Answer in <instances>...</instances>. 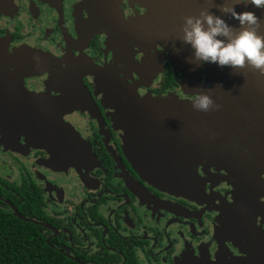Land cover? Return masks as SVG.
<instances>
[{
	"label": "flooded vegetation",
	"instance_id": "flooded-vegetation-1",
	"mask_svg": "<svg viewBox=\"0 0 264 264\" xmlns=\"http://www.w3.org/2000/svg\"><path fill=\"white\" fill-rule=\"evenodd\" d=\"M151 5L0 0V209L13 212L10 202L47 224H37L46 242L83 264H264L255 104L209 145L186 126L129 127L118 106L133 103L107 94L111 69L140 96L178 104L197 94L159 36L173 11L160 6L153 30L141 26ZM154 165L170 167L169 187L146 174Z\"/></svg>",
	"mask_w": 264,
	"mask_h": 264
},
{
	"label": "water",
	"instance_id": "water-1",
	"mask_svg": "<svg viewBox=\"0 0 264 264\" xmlns=\"http://www.w3.org/2000/svg\"><path fill=\"white\" fill-rule=\"evenodd\" d=\"M162 1L150 0L152 5L148 14L149 17L146 18L147 22H141V26L149 27L150 31L153 30V16L157 14V9L160 6L167 7V14L170 13V10L173 11L172 13L176 15L175 17L169 20H162L164 30H168L169 36L163 35L164 32L160 33L159 36L163 40L168 41L172 48L170 49L172 54L178 57L183 66L186 67L181 83L185 88L194 90L191 92H207L219 107L202 112L194 109L191 101L176 104V100L164 98L165 96H140L130 83L119 78L115 75L117 71L111 69V74L106 76L105 79L108 86L107 94L112 100L119 103H133L131 109H128V113H125L121 105L118 106V110L122 111L121 116L125 118L127 125L135 128L137 126L154 127L158 125L169 127L174 125L186 126L187 131H191L193 136L200 133L204 134L206 138L204 142L211 145V143L215 144L220 141V138L217 137V132L221 127L227 125V120L237 116L241 117L245 111L253 110L252 104H255V110L264 119V76L247 65L243 68L232 69L226 66L218 67L215 63H206L205 72L208 78L203 81L201 78L202 65L196 66L191 63V66L188 65L192 50L187 49L189 46L178 39L183 17L188 14L187 6L199 9L206 7L210 11L218 13L217 5L222 3V0H167L165 4H161ZM243 11L255 13L264 22V7L258 8L251 3L238 4L236 12L240 13ZM225 19L232 25L237 24V21L231 17H225ZM144 34L145 36L148 35L145 39L149 44L153 39L157 38L152 32H145ZM146 69L148 70L147 67ZM186 82L190 85H187ZM241 108L244 110L242 113L239 112ZM127 119L132 120V122H128ZM146 134H148L147 131ZM169 168L168 165H165V167L160 165L147 166L145 172L147 175L148 173L151 175V173L156 172V184L167 188L172 181ZM9 204L14 214L19 218L47 226L41 221L21 214L12 203L9 202ZM50 245L55 247L53 244ZM68 256L76 262L82 263L78 258L70 254Z\"/></svg>",
	"mask_w": 264,
	"mask_h": 264
},
{
	"label": "clouds",
	"instance_id": "clouds-1",
	"mask_svg": "<svg viewBox=\"0 0 264 264\" xmlns=\"http://www.w3.org/2000/svg\"><path fill=\"white\" fill-rule=\"evenodd\" d=\"M240 3L264 7V0H222L217 5L218 13L205 7L198 14L183 17L178 39L192 50L188 63H215L232 69L247 65L264 76V22L251 11L237 13ZM225 17L235 19L237 24L228 23ZM191 102L202 112L219 107L204 91L194 94Z\"/></svg>",
	"mask_w": 264,
	"mask_h": 264
},
{
	"label": "trees",
	"instance_id": "trees-1",
	"mask_svg": "<svg viewBox=\"0 0 264 264\" xmlns=\"http://www.w3.org/2000/svg\"><path fill=\"white\" fill-rule=\"evenodd\" d=\"M0 264L81 263L48 244L40 226L4 208L0 209Z\"/></svg>",
	"mask_w": 264,
	"mask_h": 264
}]
</instances>
